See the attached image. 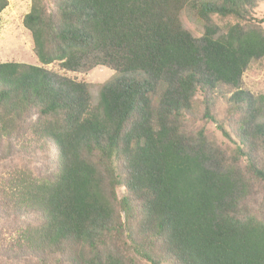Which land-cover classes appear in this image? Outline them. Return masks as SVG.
<instances>
[{
	"label": "trees",
	"instance_id": "trees-1",
	"mask_svg": "<svg viewBox=\"0 0 264 264\" xmlns=\"http://www.w3.org/2000/svg\"><path fill=\"white\" fill-rule=\"evenodd\" d=\"M31 1L23 24L43 66L0 62V223L20 222L0 264H264V95L242 89L264 58L258 1ZM55 62L119 76L93 103Z\"/></svg>",
	"mask_w": 264,
	"mask_h": 264
},
{
	"label": "rangeland",
	"instance_id": "rangeland-1",
	"mask_svg": "<svg viewBox=\"0 0 264 264\" xmlns=\"http://www.w3.org/2000/svg\"><path fill=\"white\" fill-rule=\"evenodd\" d=\"M9 4L0 15V62H23L33 65L43 66L35 53L34 41L31 32L24 26L23 20L31 10V0H8ZM217 1V0H215ZM258 7L255 15L259 19H264V0H257ZM182 22L192 34L199 38L204 33L202 22L195 16L194 11L190 8L185 9L181 14ZM216 25L224 29L225 22L214 17ZM51 73L61 81L63 79H75L90 84V92L93 103L99 99L100 89L104 83L110 82L117 78L119 74L106 67H95L91 70L68 71L63 69L58 62L45 66ZM242 89L250 93L255 98L264 95V58L253 61L245 71L242 78ZM232 90L226 85H220L215 94L216 111L220 120L228 121L229 101ZM257 106L260 107V119H264V100H259ZM198 125H204L206 131L215 135L217 140L223 144L231 145L228 138L224 137L217 124L214 122L199 121ZM40 165L39 162H34ZM6 223V224H5ZM19 221L6 220L0 223L1 236L8 235L18 227Z\"/></svg>",
	"mask_w": 264,
	"mask_h": 264
}]
</instances>
